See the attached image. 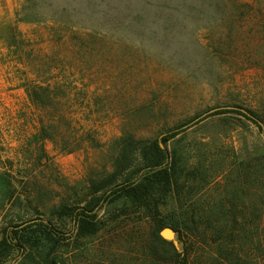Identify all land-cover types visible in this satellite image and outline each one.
Returning a JSON list of instances; mask_svg holds the SVG:
<instances>
[{
	"label": "rangeland",
	"instance_id": "1",
	"mask_svg": "<svg viewBox=\"0 0 264 264\" xmlns=\"http://www.w3.org/2000/svg\"><path fill=\"white\" fill-rule=\"evenodd\" d=\"M73 25L99 29L115 45L97 57L90 85L79 42L67 31L58 41L52 28ZM48 78L77 81L61 95L72 106L62 135L91 129L100 146L65 153L51 141L32 143L45 112L26 87ZM238 108L255 120L227 111ZM126 134L162 147L176 134L167 146L183 158V188L161 209L200 218L188 243L193 264L216 261L215 233L234 219L239 244L256 259L264 239V0H0V172L11 171L16 187L13 205L0 208V240L18 212L71 235L96 198L102 229L69 248L70 264H147L150 220L122 212L113 193L124 183L94 192L118 169ZM167 229L161 236L179 244L174 231L163 236Z\"/></svg>",
	"mask_w": 264,
	"mask_h": 264
},
{
	"label": "trees",
	"instance_id": "2",
	"mask_svg": "<svg viewBox=\"0 0 264 264\" xmlns=\"http://www.w3.org/2000/svg\"><path fill=\"white\" fill-rule=\"evenodd\" d=\"M129 9L128 13H133ZM129 17V16H128ZM131 17V16H130ZM57 40L69 36L77 40L75 43L79 51L83 52L85 70L90 72L88 85L95 78L94 70L97 69V57L105 47L108 51L114 48L113 42H108L99 29L94 27L79 28L75 25L63 28L52 27ZM92 78V79H91ZM77 81L70 78L53 80L45 79L40 83H31L26 87V92L31 104L43 109L44 118L41 120L39 133L32 143L43 147L45 141H51L65 153H73L81 150L86 143L100 146L94 131L89 129L84 133H61V125L72 120L68 116L71 105L62 101L61 97H67L69 90L77 88ZM62 95V96H61ZM238 112L249 119H254L242 110H227ZM255 120V119H254ZM176 134L164 138L166 147H162L157 140H138L133 135L126 134L119 139L120 151L117 158V170L108 179L100 181L94 187V192L107 190L109 186L118 180L124 183L123 187L114 191L117 199L123 203L122 212L134 209L145 213L150 220L151 232L146 240L144 254L147 264H193V250L188 245L193 236L197 235L196 226L200 218L195 214L182 215L176 212L163 214L161 207L167 203L170 196L179 195L182 183L183 158L177 147L169 150L167 142ZM31 143V144H32ZM43 150V149H42ZM264 159V153L262 155ZM143 172L142 174H140ZM0 208L15 202L16 187L11 171L0 172ZM99 199L94 198L75 218L77 222L76 232L66 235L53 224L41 221L26 220L23 214L16 213L18 221L5 226L0 240V264H70V249H80L84 246L86 238L97 235L102 229V221L97 213H93ZM70 209L66 205L61 206V215L69 214ZM237 220L226 224L217 231L219 245L217 246L216 261L211 264H264V239L258 249L256 259L246 254L239 244L242 234L236 227ZM171 228L180 241L166 240L161 236V230ZM19 253V260L15 263L12 259L15 253ZM12 260V261H11Z\"/></svg>",
	"mask_w": 264,
	"mask_h": 264
},
{
	"label": "water",
	"instance_id": "3",
	"mask_svg": "<svg viewBox=\"0 0 264 264\" xmlns=\"http://www.w3.org/2000/svg\"><path fill=\"white\" fill-rule=\"evenodd\" d=\"M238 109H240V110H242V111L248 113L245 109H242V108H238ZM172 232H173V230H171V229H167V230L163 233V236H164V237H170V235L172 234Z\"/></svg>",
	"mask_w": 264,
	"mask_h": 264
}]
</instances>
